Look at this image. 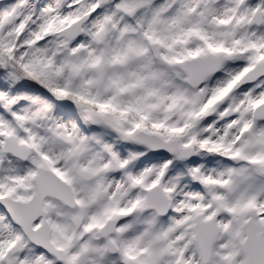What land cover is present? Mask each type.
I'll return each instance as SVG.
<instances>
[{"label":"snow or ice","instance_id":"snow-or-ice-1","mask_svg":"<svg viewBox=\"0 0 264 264\" xmlns=\"http://www.w3.org/2000/svg\"><path fill=\"white\" fill-rule=\"evenodd\" d=\"M0 264H264V0H0Z\"/></svg>","mask_w":264,"mask_h":264}]
</instances>
